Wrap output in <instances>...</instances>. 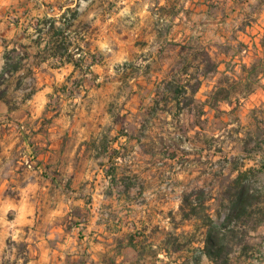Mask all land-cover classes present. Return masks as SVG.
Wrapping results in <instances>:
<instances>
[{
	"label": "crops",
	"instance_id": "1",
	"mask_svg": "<svg viewBox=\"0 0 264 264\" xmlns=\"http://www.w3.org/2000/svg\"><path fill=\"white\" fill-rule=\"evenodd\" d=\"M224 1L120 0L111 13L102 15L96 8L88 14L81 13L68 31L72 48H80L88 60H98L82 78L71 63L59 65V59L51 57L50 52L44 54L51 33L45 30L38 39L40 44H35L37 20L56 15L50 14L48 8L34 9L24 0H0V71L4 66L3 42L12 41L20 32L26 33L20 42H26L22 46L31 56L41 55L35 62L39 64L37 92L22 103L29 109L21 121L26 119L25 126L11 125L0 130V193L15 183L20 215L39 211L46 218L63 211L54 201L56 197L90 195L94 199L93 205L80 206L88 216L87 222L66 235L62 245L65 253L52 249L53 258L65 257V264H161L174 259L176 253L167 248L166 235L161 237V229L166 234L169 227L165 222L161 226L165 212L156 208L157 215L152 217L149 202L135 205L128 199L131 187H125L128 179L124 176L129 172L120 171L121 153L134 147L130 136L139 131L135 118L151 108L160 83L216 80L219 75L229 74L231 57L216 48L215 32L210 28L215 4ZM241 6L242 21L249 17L259 24L252 31H242V59L233 63H238L236 70H242V80H264V0H241ZM252 7L254 12H245ZM25 9L31 10L24 14ZM13 10L17 13L16 24L11 23L13 12L8 14ZM199 22L205 28H199ZM83 25L89 27L83 29ZM224 38L225 35L223 42ZM56 64L60 67L53 69ZM76 81L81 85L73 86ZM64 87L65 92L61 90ZM55 102L59 107L52 111ZM114 104L119 108L113 109ZM13 115L7 104L0 102V120ZM121 129L129 135L110 142V147L101 142L105 136L120 135ZM28 137H32V146L27 144ZM22 148L39 152L38 172H17L22 159L16 152ZM110 148L117 151L118 157L105 158L102 151ZM111 166L115 167L108 172ZM110 173L117 181L111 188L107 181ZM79 202L82 201L74 205ZM0 203L5 201L0 198ZM59 227L67 229L66 225ZM41 239L45 242L51 237ZM197 247L203 248V243ZM190 254L182 261L196 264L194 250ZM199 254L201 261L197 264L209 260L200 251Z\"/></svg>",
	"mask_w": 264,
	"mask_h": 264
},
{
	"label": "rangeland",
	"instance_id": "2",
	"mask_svg": "<svg viewBox=\"0 0 264 264\" xmlns=\"http://www.w3.org/2000/svg\"><path fill=\"white\" fill-rule=\"evenodd\" d=\"M119 1L24 0V4L30 3L34 9L48 8L47 11L56 17L70 7L78 10L79 17L81 13L88 14L94 8L102 15L111 13L118 8ZM29 10L25 9L24 14ZM254 11L252 7L245 12ZM214 12V22L210 28L213 27L215 32L216 48L220 53L224 52L226 57H231L229 74L219 75L216 80H199L196 101L191 102L189 98L192 94L191 91L188 92L186 101L190 105L183 109L179 117H176L174 102L162 103L161 109L155 114L148 109L142 116L136 117L135 122L140 132L132 133L130 136L135 145L124 149L121 153L123 163L120 171L129 172V175L124 176L128 179L124 183L131 187L128 199L135 205L149 202L152 206V217L157 215L154 212H158L156 208L165 212V216L161 215L163 216L160 219L161 226L165 222L169 227L166 234L161 229V237L166 235L167 248L176 254L173 255L174 259L164 260L161 264H190L191 261L187 259L182 261V257L198 248L202 240L203 231L199 229L200 222L182 219L180 207L184 196L195 190L204 189L206 195L213 197L208 206L209 213L215 215L218 200L222 198V189L237 175L233 170L241 164L245 165L242 170L255 166L253 160H244L248 156L246 150L261 148L264 150V80H242V70L235 69L237 62L242 59V31H252L259 22L249 17L242 21L241 0L219 2L215 4ZM10 13H12L10 18L16 24V11H8V14ZM202 25L199 22V28H205ZM81 27L87 29L89 26ZM24 33L20 32L12 41L20 45L26 44L25 41L20 42ZM223 35H225L224 42ZM262 44L264 45V38ZM234 60L237 62L233 63ZM30 62L35 63L36 59H31ZM12 81L11 88L14 89L17 80ZM192 82L196 84V80ZM220 84L225 88V95L221 97L223 99L218 104L208 103L211 94L217 91L216 88ZM11 88L7 96L11 100L10 107L14 115L0 120V130L5 126L8 129L11 125L25 126L26 119L23 120L24 123L21 121L29 112V109L22 104L24 92L21 90L14 92ZM52 106H54L52 111L59 107L57 102ZM115 108L119 106L114 104L113 109ZM117 119L120 123L125 122L122 118ZM5 121L8 122L4 124ZM128 135L126 129H121L120 135L105 136L101 138V142L108 143L110 147V142L115 143L119 137L124 138ZM31 138H27L29 146H32ZM114 150L105 149L102 153L106 158L112 156ZM30 152L39 155V152L33 148H22L16 152V155L18 154L17 156L22 159V163ZM254 158L258 159V156ZM113 167L115 166L109 167L108 172ZM20 168L18 173L30 171L22 164ZM39 170L38 161V168L30 172ZM257 178L259 179L257 186L261 189V206H263L264 173ZM107 181L111 188V181ZM15 187V183H12L9 187H4L0 193V198L5 201V204L0 203V264H65V257L53 258L52 249L57 248L60 252H66L62 247L66 235H70L73 228L87 222L88 216L87 214L84 216L80 206L93 205L94 199L90 195L74 199L71 196L60 199L56 197L54 201L58 206L63 207V211L57 215L46 218L37 211L25 216L23 215L25 212L20 215L16 208L19 196ZM77 200L82 202L74 205ZM134 216L138 217V214ZM26 217L30 221H26ZM60 225H66L67 229L65 227L63 229L65 233L60 230ZM178 226L181 227L179 232L176 231ZM49 235L51 239L42 241L41 238H47ZM234 243L232 264H264V225L255 231L249 230L244 236L241 229ZM244 246L248 247L246 251L242 250ZM201 264L212 263L208 260Z\"/></svg>",
	"mask_w": 264,
	"mask_h": 264
},
{
	"label": "trees",
	"instance_id": "3",
	"mask_svg": "<svg viewBox=\"0 0 264 264\" xmlns=\"http://www.w3.org/2000/svg\"><path fill=\"white\" fill-rule=\"evenodd\" d=\"M77 19L78 10H73L70 7L59 17L45 16L38 19L35 28L38 38L35 40V44H40L38 39L41 38V34L45 30L46 34L51 33L52 37L50 43L48 42L44 48V54L50 52L51 57L59 59V65H63L64 62L71 63L76 70L80 71L83 78L88 73L89 68L98 60L95 57L90 60L86 59L78 47L75 48L76 51L71 50L74 44L70 36L71 33L68 31L72 30ZM3 43L4 66L0 72V102L7 104L11 111L13 110L10 107L11 100L7 95L12 86V80H17L13 91L21 90L24 92L23 103L32 99L36 94V72L39 64L30 62V60L37 59L41 55L31 56L30 52L17 42L4 41ZM51 43L53 45L50 47ZM59 65L56 64L52 68H59ZM26 80L29 82L25 83ZM79 81L73 83V86L81 85ZM192 83V80L163 81L159 84L157 97L149 109L155 114L161 109L162 103L174 102L177 110L176 117H179L183 109L190 105L186 101L188 92L191 91L192 94L189 98L191 102L196 101L195 95L198 92L200 82L196 80V84ZM216 89L217 91L211 94L208 103L218 104L223 99L221 97L225 92L224 86L220 84ZM61 90L65 92L67 87ZM246 153L248 156L244 160H253L255 166L242 170L245 165L241 164L233 170L237 172V175L222 189V198L218 200L219 204L215 215L209 213L208 206L213 197L206 195L204 189L195 190L184 196L182 200L180 207L182 219L199 221L201 224L199 229L203 231L200 242L203 243V248L194 249L193 260L196 264L201 261L199 251L201 254H205L212 264H232L234 240L238 238L239 231L242 229V236H244L249 230L255 231L264 225V205L261 206V189L257 186L259 180L257 177L264 173V150L262 148L260 150H246ZM118 155L115 150L110 157H118ZM240 156H242V152H240ZM257 156L258 159L254 158ZM108 178L111 184L117 182L114 174L110 173ZM125 187L130 188L128 184H125ZM251 223L252 226H250ZM247 249L248 247L244 246L242 250L246 251Z\"/></svg>",
	"mask_w": 264,
	"mask_h": 264
},
{
	"label": "built area",
	"instance_id": "4",
	"mask_svg": "<svg viewBox=\"0 0 264 264\" xmlns=\"http://www.w3.org/2000/svg\"><path fill=\"white\" fill-rule=\"evenodd\" d=\"M11 23H13V21ZM7 122L8 121H5L4 124ZM38 161V156L35 153L30 152L29 156H27L21 164L27 170L33 171L38 168Z\"/></svg>",
	"mask_w": 264,
	"mask_h": 264
}]
</instances>
